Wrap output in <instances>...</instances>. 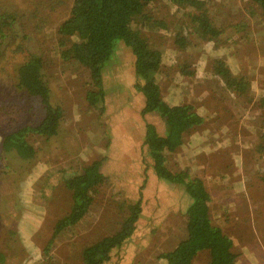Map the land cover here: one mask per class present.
Returning <instances> with one entry per match:
<instances>
[{"label":"rangeland","instance_id":"374dc122","mask_svg":"<svg viewBox=\"0 0 264 264\" xmlns=\"http://www.w3.org/2000/svg\"><path fill=\"white\" fill-rule=\"evenodd\" d=\"M15 1L23 2L0 0V7ZM201 1L210 8V17L219 28L214 38L213 34L204 33V38L200 39L195 34L197 24L186 11L188 5L182 0H156L146 9L153 18L149 23L145 21L142 27L141 24H136V31L141 28L150 48H159L163 54L160 66L155 70L159 82L156 83L161 88L162 97L173 105H192L194 110L205 117L206 125L196 126L192 134L186 133L185 143L175 151H167L171 157L169 166L174 170L190 166L193 177H204L212 197V221L235 241L237 264H264V230L261 234L255 229L256 225L251 227L254 220L241 222L246 218L250 219L251 215L252 219L255 218L254 211L257 217L258 209L254 210L256 204L252 203L253 211L245 210L243 200L239 198L246 178L253 174L264 177V159L254 157L250 160L254 172L243 166L248 162V149L253 143L250 139L253 133H256V139L259 138V132L261 136L264 134L263 128L258 126L264 113V24L259 21L262 11L259 9L256 12L258 4L252 0ZM64 16L55 15L53 27H45V34H42L46 37L44 41L36 38L38 45L46 48L51 56V65H55L53 55L59 46L56 21ZM159 19L165 22L162 23ZM178 32L185 35L187 45L173 37ZM8 44H12L11 40ZM23 56L24 53H14L13 48H9L0 58L13 71L18 69L16 62L23 60ZM181 59L185 65L192 63V67L196 69L194 75H183L180 72L178 63ZM217 59L225 60L233 75L248 82L243 94L241 90L231 91L222 84V77L214 70ZM116 60L119 70L117 84H125L133 78L129 75L132 69L133 72L136 70L135 55L126 43L119 45L114 63ZM110 63H113L112 58ZM83 68L86 69L84 66ZM107 75L109 72L104 75L106 79ZM16 81L15 76L0 74V84L3 83L0 88V106L3 105V95L8 93L7 86L11 87ZM74 90V93L77 91L76 96L71 94V89L67 92L61 87L57 91L62 94L63 106L71 111L62 124V131L69 136L72 151L63 165L59 164L62 162L57 160L58 156L51 157L43 137H38L35 141L39 148L38 157L31 163H26L23 177L20 172L12 171L6 162H0V229L14 241L12 248L6 249L0 242V249L8 256L6 264H82L84 248L117 227L118 216L108 213L110 207L116 210V204L110 202L113 201L115 192L120 196L116 203L121 202L123 197L130 200L128 202L136 203L141 197L140 192L144 193V223L140 226V231L145 228V238L141 242L146 246L137 253L135 260L136 264H146V261L148 264H159L158 254L173 248L187 235L183 221L177 218L176 221L169 222L168 213L173 208L179 212L181 207L186 208L188 194L183 184H171L172 182L160 176L148 145L143 143L146 121L157 119L159 133H165L166 121L163 122L164 118L157 111L148 112L134 120L135 114L129 111L133 109V105L130 104L127 113L126 110H119L123 103L111 93L106 94L100 107L91 110L89 95L84 96L78 85ZM13 95L17 98L9 100L17 103L4 112L6 119L7 115L16 114L17 110L23 111L24 105L30 103V99L20 93L15 92ZM21 101L24 105L19 103ZM72 110H76V114ZM96 117L105 119V133L113 132V148L106 152L108 159L104 165L108 179L95 189L90 215L74 228L63 229L54 238L55 225L68 213L67 209L71 208L69 206L72 202L71 191L63 179L75 174L78 164L89 161L86 159L91 158L95 151L99 152L98 155L105 151L99 146L107 135H97L92 141H87L85 136L81 138L75 134L76 131L85 129L86 125H80L81 123ZM31 118L32 116L25 118L26 123ZM78 121L81 123L77 126ZM13 124L14 121L4 120L3 128L9 130ZM31 137L32 135L30 140ZM57 144L59 143H55L56 149L60 148V144ZM54 152L57 154L54 150L52 155ZM58 155L61 157L60 153ZM8 161L12 163L13 159L9 158ZM5 168L8 173H3ZM224 171L227 179L222 177ZM179 196L185 202H180ZM98 204L103 205L99 207ZM260 205L264 212V202ZM150 219L159 227L156 232L146 225ZM261 224L263 226L264 221ZM160 243L162 245L158 246ZM154 244L155 247L149 250L150 245ZM18 249H22L23 253H17ZM154 256L153 260L150 259ZM206 256L207 253H201L194 264H207ZM140 259L143 260L142 263ZM119 263L129 264L128 257L120 262L115 259L110 264Z\"/></svg>","mask_w":264,"mask_h":264},{"label":"trees","instance_id":"16d2710c","mask_svg":"<svg viewBox=\"0 0 264 264\" xmlns=\"http://www.w3.org/2000/svg\"><path fill=\"white\" fill-rule=\"evenodd\" d=\"M155 1L23 0V2L15 1L1 6L0 56L4 55L9 48H13L14 53H24V59L16 62L18 69L13 71L0 58V74L9 77L16 75L17 78L11 87L7 86L8 93H5L3 97L15 99L17 97L13 93L16 92L30 98L36 110V117L29 125L11 130L3 128L0 124V146L5 150V158L13 159L12 163L8 161L7 166L11 167L12 171L20 172L22 176L27 164L38 157V153L29 143V134L36 132L47 138L60 136L59 131L65 123V107L61 103L62 94L55 93L50 84L51 56L46 48L38 45L36 40V38L38 41L45 40L46 37L42 34H45V27L47 29L48 25L53 27L55 15H65L56 21L58 24L56 35L59 44L56 56H60L64 61L75 62L79 71V79L85 78L90 83L88 95L91 110L100 107L101 101L105 99L107 89L104 67L109 64L111 58L115 57L119 45L124 42L135 55V75L140 91L145 96L144 114L157 111L159 115L166 118L165 133H159L156 124L146 121L143 143L148 145L154 158V166L160 176L172 182L171 184H183L188 194L186 208L181 207L180 212L173 208L168 213L169 222L176 221L177 218L183 221L187 235L180 239L173 248L158 254V257L163 264H194L201 253L205 252L207 253V264H237L238 254L234 249L235 241L222 227L215 225L212 221L210 214L212 197L204 177H193L190 173L192 169L190 166L174 170L168 164L171 157L167 151H175L184 143L187 132L192 134L196 126L202 127L206 124L204 123L205 117L199 111L194 110L192 105H173L162 97L155 70L160 66L163 54L159 48H150L141 28L136 31V24L139 23L142 27L145 21L149 23L153 18L150 13L146 12V9ZM252 1L258 4L259 8L255 7L256 12L260 9L264 17V0ZM182 2H186L188 5L186 11L197 24L195 34H198L200 39L204 38V33L213 34V38L216 37L219 28L210 17V8L206 7L201 0H182ZM159 21L165 22L161 19ZM184 36L178 32L174 33L173 37H176V41L187 45ZM10 40L12 44L9 45ZM179 67L183 75H194L196 70L192 67V63L185 65L182 59L178 63ZM214 70L222 77V84L231 91L241 90L243 94L247 89L248 82L233 75L225 60L217 59ZM2 87L3 83L0 84V88ZM16 103V101L9 100L7 106L4 104L0 106V123L3 121L4 112ZM262 104L264 105V102ZM258 126L264 130V119ZM253 134L250 138L253 143L248 149L250 150L248 162L243 164L250 172L255 171L250 165V160L254 157L258 160L264 159V134L261 136L259 132L258 140L255 137L256 133ZM103 160L87 164L80 163L75 168L76 173L66 178V186L70 189V196L73 199L69 214L60 219L56 225L54 238L65 226L83 220L86 214L91 212L95 189L108 178L102 171ZM222 177L227 179L225 171ZM243 185L244 189L239 197L243 200L244 205L242 206L249 211L253 208L252 203L257 204L255 208L258 209V215L256 217L254 211L255 218L252 219L251 215L250 219L246 218L241 222L254 220L251 227L256 225L255 229L262 234L264 225L262 226L261 222L264 221V212L260 204L264 202V177L253 174L248 179L246 178V183ZM178 199L180 202H185L182 196ZM122 209L124 214L119 216L118 230L100 237L87 246L82 255V264H110L115 259L120 262L124 257H128L129 264L137 263L135 260L137 253L146 246L141 242L145 238L143 234L145 228L140 231V226L144 223L142 219L145 212L144 193H141L136 203L127 202L125 199ZM146 225L150 226L153 232L159 229L151 219L146 222ZM0 242L6 249L12 248L14 241L10 240L0 229ZM17 253L22 254L23 250L18 249ZM7 259V254L0 249V264H6Z\"/></svg>","mask_w":264,"mask_h":264},{"label":"crops","instance_id":"0c3cea01","mask_svg":"<svg viewBox=\"0 0 264 264\" xmlns=\"http://www.w3.org/2000/svg\"><path fill=\"white\" fill-rule=\"evenodd\" d=\"M259 21L264 24V18L262 17V15H261ZM56 51H57V48H56V50L54 52V55H53L54 56L55 65L52 64L51 65V70L49 69V72L52 73V78L50 80V84L54 88V92L57 93V91H59L61 89V87H62V89H64L67 92H68V89H71V91H72V90H74V87H76V85H78V87L80 86V88L82 90V94H84V96H87V94H88V85L90 83L88 81H86L85 78L79 79V71L77 70V65H76L75 62L64 61L63 59L61 60L60 56H56ZM117 53L118 52H116L115 53V57L112 58L113 63L107 64L104 67V75H106V73L109 72V75H107L108 78L106 79V77H105V80H106L105 86H106V89H107V94L111 93L113 96H115L118 99H120L123 104L121 105L119 110H126V113H127V110L129 109L130 104H132L133 105V109L129 110V111L131 113L135 114L134 120L135 119L137 120V119H140L141 115L145 116V114L143 112V108H144V105H145V96L140 91V86H138L137 77L135 75L136 74V70L135 69H134V72H133V69H132L131 73L128 72L130 77H133L130 81H128L125 84H122V82H121L120 85L117 84V75L119 73L117 60H116V63H114V60L118 56ZM55 66H56V68L54 69ZM261 67H263L262 64H261ZM131 74H133V75H131ZM15 80H17L16 75H15ZM74 91L71 92L72 95H75L77 93V91L75 93H74ZM28 99H30V98H28ZM19 103L23 104L22 101L19 102ZM3 104H4V106H7L9 104V99L3 97ZM25 107H26V109L21 111V112L19 110H17L16 114L10 113L9 115H7V119H6L5 115H2L3 121L4 120L14 121V124L12 126H10L9 130L14 129L16 127H25V126L29 125L31 123V121H33V119L36 117V113H35L36 110L34 109L31 100H30V103H28L27 105H24V108ZM95 110L97 111V109H95ZM119 110H117V111H119ZM68 112H71V111H69L68 107H66L65 108V118L69 115ZM74 112L76 114V110H74L73 113ZM137 112H140V113H137ZM262 114L264 115V113H262ZM263 115H261V118L264 119ZM30 116H32V118L29 120L28 123H26L25 118L29 119ZM161 118H164L163 122L166 121V118L164 116L161 115ZM153 119L154 120H150V121H153L154 124H156L158 129H159L157 119H155V118H153ZM3 121L1 122V125H3ZM84 122L85 123H81L79 121L77 122V126L80 123H81L80 125H86L85 129L75 132V134L77 136H80L81 138H85L86 137L87 141H92L95 136L103 135V134L107 135L106 136L107 138H105V141L99 146L101 149L105 150L102 155H98L99 152L94 150L95 152L92 155V157L86 159V160H89V161H87V162L86 161H82L80 163L81 164H87V163H91V162H95V161L104 159L103 163H102V171L104 172V165H105V163H106V161L108 159V154L106 152L110 151L113 148V147H111L112 143H113V142H111V140L113 141V137H112L113 136V132L110 131L108 134L105 133L106 132L105 129H107V126L105 124V119H101L99 117H96V118H92L91 121H86L85 120ZM160 124H163V123H160ZM165 128H166V123H164V130H165ZM62 129H64V128L61 127V129L59 131L60 136H53V137L48 138V139H47V136H44V135H42L40 133H36V132L30 133L29 136H28L29 143L34 147L36 152H37V150H39V148H38L37 145H35V141L37 140L38 137H43V140L45 141V143L47 145V151L49 152V154L51 155L52 158H54L55 155L58 156L57 160L62 162V163H59L61 165H63V161L64 160L69 158V156H70V154L72 152V151H70L71 145L69 146V136L66 135L65 133H63ZM96 130H99V131L97 132ZM168 132L170 133L169 130H168ZM31 135H32V137H31L32 140L29 139ZM56 142H58L60 144V148H57V149L55 148V143ZM185 142L186 141H184V143ZM59 144H57V145H59ZM40 149H41V147H40ZM54 150L57 151V154L54 152V155H52ZM66 150L68 152H66ZM4 153H5V150L3 149L2 146H0V162L4 161L7 164V161L9 160V158H5V154ZM58 153L61 154V157L58 155ZM54 160L57 162L56 159H54ZM67 162H69V161L67 160ZM129 165H130V162L128 163V166ZM131 171H132V169H131ZM3 173H6V168L3 170ZM104 174H105V172H104ZM105 176H107V175H105ZM65 180H66V178L63 179L64 182H65ZM106 181L102 182V183L105 184ZM65 184H66V182H65ZM99 186H100V184L98 185V187ZM140 194H141V192H140ZM113 198H114V199H112L113 201H110V202H113L114 204H116L115 205L116 206V210H114L112 207H110V210L108 211V213L111 216L116 215V216H118V218H120L119 216L121 214H124L123 209H122V203L125 201L126 198L123 197L121 202H117L116 203L115 201H119L120 200V196H119L118 192H115ZM126 201L128 202L130 200L126 199ZM69 210L70 209H67L68 213L63 215L64 217L69 214ZM250 210H252V209H250ZM86 215L89 216L90 212L88 214H86ZM64 217H62V218H64ZM83 220H80L79 222H77L75 224H72L70 226L67 225V226H65V228H68V229L74 228L76 225L80 224ZM117 223H118L116 225L117 227L113 230V232L117 231L119 226H120L119 225L120 224L119 221ZM56 225H55V228H56ZM55 228H54V230H55ZM113 232L104 234L103 236L111 234ZM95 241H96V239L94 240V242ZM155 244L154 245H150L149 250L153 249L155 247ZM160 245H162V243L158 244V246H160ZM86 247L84 248V251H85ZM84 251H83V253H84ZM154 258H155V256L151 257L150 259L153 260ZM142 262H143V260L140 259V263H142ZM158 262H159V264H163V261H161L160 259H158ZM148 263L149 262L146 261V264H148Z\"/></svg>","mask_w":264,"mask_h":264}]
</instances>
